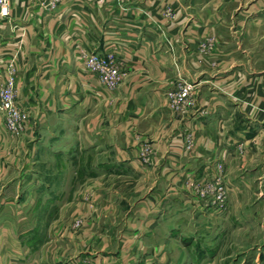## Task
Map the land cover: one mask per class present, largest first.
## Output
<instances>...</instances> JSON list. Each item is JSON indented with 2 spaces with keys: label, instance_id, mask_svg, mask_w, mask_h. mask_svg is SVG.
I'll list each match as a JSON object with an SVG mask.
<instances>
[{
  "label": "crops",
  "instance_id": "1",
  "mask_svg": "<svg viewBox=\"0 0 264 264\" xmlns=\"http://www.w3.org/2000/svg\"><path fill=\"white\" fill-rule=\"evenodd\" d=\"M183 1L10 0L0 11V82L16 78L27 132H42L15 140L28 146V184L7 197L0 182V264H264V0ZM219 2L222 17L259 23L219 28ZM112 50L124 73L113 94L83 64L84 51ZM185 83L192 94L175 106ZM218 163L221 213L193 189ZM236 230L253 231L252 244L225 250Z\"/></svg>",
  "mask_w": 264,
  "mask_h": 264
},
{
  "label": "rangeland",
  "instance_id": "2",
  "mask_svg": "<svg viewBox=\"0 0 264 264\" xmlns=\"http://www.w3.org/2000/svg\"><path fill=\"white\" fill-rule=\"evenodd\" d=\"M187 4H188V1L186 0L183 1V7L186 6ZM218 6H220V8L217 9L215 14L213 13L215 16L213 18V23H215L216 25L220 24L219 28H227L226 26H230L231 28H245L242 26H246V28H255L256 22L259 23V21H254V16L252 14L249 15L248 13H245L246 15H243L244 12L242 13L240 17H231V18L222 17L220 2L218 3ZM236 6L237 5H235V7ZM162 10H163L164 16H166V19L173 17V10H172V7L169 6V2H167V6H165ZM185 10H186L185 8L182 9L183 16H185V19H183V25L187 24V27H188L191 21L189 19V15L188 14L186 15ZM235 12L237 13V11ZM217 13H219L220 15H217ZM238 21H240L241 23L239 27H237ZM202 24L203 23L201 22V18H198V22L194 23V25L197 27H194V28H200ZM185 27L186 26H183V28ZM257 28L259 27L257 26ZM15 79L16 78L13 76H8L4 81L0 82V134L6 137L5 145H4V149H5L4 156L6 158L5 160L7 163L6 176L4 179L0 178V182H1V185H3V188L1 190H4L3 193L5 192V195H7V197L8 196L12 197L16 195L15 193L16 187L18 185L24 184L25 182H26L25 185L28 184L27 181L29 180V176H28L29 174L28 172L24 170L26 168V161H25L26 158H24V154L26 153L28 146H20L19 144H17L15 140L17 137H22V138L27 137L28 138L29 136H31V134L27 132V124L29 123L30 118L32 116H31V112L29 108L25 107L24 104L21 102V100H19L18 98ZM192 89H194V86ZM32 120L34 121L33 118ZM41 133L38 131H35V133L31 137L33 138L35 136L41 135ZM28 140L29 139H27L25 142H27ZM14 151H20L18 156L21 159V163L20 161L16 162L18 163V165H15V166H14V159L16 158L15 156L17 154ZM214 173L210 176L211 178H213ZM110 179H111L110 182H113L114 184L115 183L121 184L124 180V178L122 177H112ZM44 182L47 183L46 178L42 177L41 183H44ZM77 184L78 183H76V185ZM90 194L92 195V193L88 191L83 193V195H86V196ZM194 196L200 198V196H198L197 194H195ZM0 197H2L1 191H0ZM20 199L23 200L21 195L16 199V201H20ZM198 200L199 201L202 200V202L207 205L206 207L213 208L215 211L219 213L226 211L220 208L219 205L214 203L212 200H205L202 198ZM15 208L11 210L6 209L3 212H6V215L14 216ZM32 211L33 210H30L29 207H23L22 209H17L16 213H19L18 214L19 217H25V216H30V213ZM40 212L41 210H39L38 215H42V213ZM45 215L46 214H44V216ZM52 217L53 216H50L45 220H48V219L52 220L53 219ZM82 221H83L82 216L77 215V217L75 218V221L71 224V226H69V228H71L72 230L81 228ZM250 235H253V231L249 235H246L244 230H240V231L236 230V232L232 233L230 239H228V241L227 240L225 241L224 243L225 250H228V249L231 250L233 248H238V247L246 248L248 244H252L253 239L250 240L249 242H246L247 240L243 241V237L246 238V237H249ZM184 243L185 242L183 241L181 246H184V245L187 246Z\"/></svg>",
  "mask_w": 264,
  "mask_h": 264
},
{
  "label": "built area",
  "instance_id": "3",
  "mask_svg": "<svg viewBox=\"0 0 264 264\" xmlns=\"http://www.w3.org/2000/svg\"><path fill=\"white\" fill-rule=\"evenodd\" d=\"M10 0H0L1 13L7 15L9 13ZM84 66L91 72L98 74L102 84L103 91L111 94L115 93L120 85L123 77V71L120 64L118 53L114 50L107 51L104 54L84 51ZM193 84L185 83L177 92L173 99V105H185L192 94ZM228 178L224 172L222 163H218L213 178L210 176L204 183L195 181L193 189L194 195L197 194L205 200H212L218 204L223 210H227L230 204V191ZM83 264H90L84 262Z\"/></svg>",
  "mask_w": 264,
  "mask_h": 264
}]
</instances>
